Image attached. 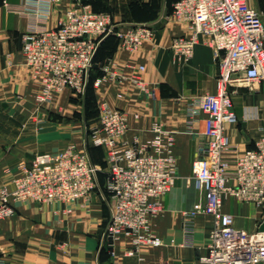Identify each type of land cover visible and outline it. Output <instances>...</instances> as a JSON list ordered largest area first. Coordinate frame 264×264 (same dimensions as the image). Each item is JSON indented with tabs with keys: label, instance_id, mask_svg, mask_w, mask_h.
<instances>
[{
	"label": "crops",
	"instance_id": "crops-1",
	"mask_svg": "<svg viewBox=\"0 0 264 264\" xmlns=\"http://www.w3.org/2000/svg\"><path fill=\"white\" fill-rule=\"evenodd\" d=\"M176 1L61 0L48 4L0 0V186L12 188L21 164L37 153L59 151L67 143L85 149V129L71 121L79 105L70 88L56 93L44 105L41 120H36L40 84L22 54L24 32L56 27L77 3L106 9L119 24L151 22L155 28L153 37L136 50L125 48L116 36L102 43L84 122L95 126L105 104L122 109L128 117L125 138L129 144L136 136L149 138L152 122L159 121L175 136L177 162V178L163 197V210L150 218L152 231L162 244L143 245L130 253L135 249L131 237L121 236L111 253L109 244L103 242L110 200L96 190L88 199L75 202L14 201L15 213L0 219V264H205L201 256L208 251L213 216L197 214L190 229L182 224L183 212L200 199L193 162L198 147L208 141L206 112L201 109L191 114L189 108L198 109L204 95L216 92L219 66L203 36L189 58L173 50L176 36L191 33L188 23L172 14ZM247 2L264 22V0ZM112 72L118 77H105ZM229 91L237 120L225 124L230 147L224 157L234 172L236 158L254 148L264 134V82H234ZM104 151L89 150L92 161L103 169L101 184L107 168ZM223 210L232 215L236 227L264 232V207L228 195Z\"/></svg>",
	"mask_w": 264,
	"mask_h": 264
},
{
	"label": "built area",
	"instance_id": "built-area-1",
	"mask_svg": "<svg viewBox=\"0 0 264 264\" xmlns=\"http://www.w3.org/2000/svg\"><path fill=\"white\" fill-rule=\"evenodd\" d=\"M37 1L51 4L61 0ZM172 14L186 21L191 30L189 35L173 39L175 53L189 58L203 36L219 66L216 92L204 95L198 109L189 108L191 114L201 109L206 112L208 141L198 147L193 162L200 199L183 212L182 224L190 229L197 214L213 216L208 251L201 256L205 264H264V232L236 227L232 215L223 210L228 195L264 207V134L254 148L236 158L234 172L224 157L230 147L225 124L237 120L230 86L238 81L264 82L263 18L247 0H177ZM154 29L151 22L119 24L112 13L77 3L56 27L24 32L22 54L40 84L37 101L51 100L65 88L75 96L84 95L95 55L105 38L116 36L125 48L136 50L153 37ZM105 77L118 75L112 72ZM127 130L124 110L101 106L98 123L85 127L84 150L69 144L61 151L37 153L21 164V174L14 178L12 188L0 186V219L15 213L17 200L75 202L99 190L111 205L103 235L111 253L121 236L131 237L135 249L130 253L143 245L162 244L152 231L150 218L163 210V197L177 178L175 136L154 121L149 138L136 136L128 144ZM89 144L106 150L104 184L100 178L103 169L92 161ZM230 178L235 182H228Z\"/></svg>",
	"mask_w": 264,
	"mask_h": 264
},
{
	"label": "rangeland",
	"instance_id": "rangeland-1",
	"mask_svg": "<svg viewBox=\"0 0 264 264\" xmlns=\"http://www.w3.org/2000/svg\"><path fill=\"white\" fill-rule=\"evenodd\" d=\"M1 6V5H0ZM25 61V60H24ZM55 95V94H54ZM54 97V96H53ZM75 99H77L76 100V103L79 105L78 106V109L76 110V114L73 116L72 115V117H71V121H73V122H75V124H76V126L78 127V128H80V129H85V127L86 126H88V124L86 123V122H84V120H83V116H84V113H86V111L88 110V105L90 104V101H91V98H89V97H87V96H85V94L84 95H82V96H75ZM35 100H36V113L34 114L35 115V118H36V120L37 121H39V120H41V112H42V109L44 108V105L47 103V102H49L50 100H48V101H46V102H43V103H40V102H38L37 101V99H36V97H35ZM87 103V104H86ZM99 111V108L98 109H95L93 112V114L92 115H95L97 112ZM60 116H62V117H64V115H60ZM67 117V116H66ZM67 122H68V120H66ZM70 121V120H69ZM82 121H83V123H82ZM77 122V123H76ZM69 144H74V143H69ZM68 143L65 145V147H63L61 150H63L64 148H66L68 145H69ZM61 150H59V151H61ZM105 152V154H104V156H105V158H106V150L104 151ZM41 153V152H40ZM35 157V156H34ZM33 157V158H34ZM32 158V159H33ZM31 159V160H32ZM30 160V161H31ZM105 162H106V166H108V164H107V161H106V159H105Z\"/></svg>",
	"mask_w": 264,
	"mask_h": 264
},
{
	"label": "trees",
	"instance_id": "trees-1",
	"mask_svg": "<svg viewBox=\"0 0 264 264\" xmlns=\"http://www.w3.org/2000/svg\"><path fill=\"white\" fill-rule=\"evenodd\" d=\"M94 10H96V11H105L106 9H100V8H95ZM111 36H113V35H110V36H108L107 38H109V37H111ZM107 38H105L103 41H102V43L107 39ZM102 43L100 44V46H99V48H98V50H97V53H96V55H95V58H94V66H95V59H96V56H97V54H98V52H99V50H100V48H101V45H102ZM93 70H94V68H93ZM93 70H92V72H93ZM91 81H92V73H91V77L89 78V82H88V85H87V89H86V92H85V96H89V93L91 92ZM91 147H98V148H102V147H100V146H95V145H92V144H89L88 145V150H90V148ZM105 163V162H104ZM100 178H101V174H100ZM102 182V181H101Z\"/></svg>",
	"mask_w": 264,
	"mask_h": 264
}]
</instances>
